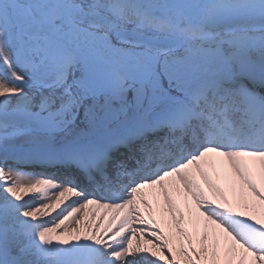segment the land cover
I'll use <instances>...</instances> for the list:
<instances>
[{"label": "bare ground", "instance_id": "1", "mask_svg": "<svg viewBox=\"0 0 264 264\" xmlns=\"http://www.w3.org/2000/svg\"><path fill=\"white\" fill-rule=\"evenodd\" d=\"M101 7V17L118 24V18L110 15L118 14L116 5ZM123 13L129 19L135 15ZM237 25L215 37L226 48L218 49L212 38L216 34L207 31L193 39L198 42L185 53L164 58L111 56L109 49L86 52L79 43L41 32L55 38L64 62H77L80 56L89 62L93 77L84 95L63 93L60 73L67 63L62 69L48 68L45 55L52 54L48 52L42 56L40 73L51 72L56 81L41 83L46 87L59 83V90L40 93L12 76L0 87V121L4 123L0 126V264H264V162L255 150L239 149L227 155L226 169H217L212 155L184 157L180 161L192 178L185 184L181 176H174L181 183L179 193L142 190L148 202L120 215L102 193L83 200L80 209L63 205L61 198L39 196L50 187L40 177L50 174L44 163L77 162L80 156L69 153L75 139L89 134L95 138L111 127L116 132L145 112L158 111V105L176 107L187 99L193 107L207 108L204 98L217 96L214 86L230 85L236 79L229 69L235 73L264 69V44L257 43L260 35L264 39V30ZM144 26L139 21L136 27ZM130 40L122 38V42ZM246 40L255 45H245ZM24 51L31 55L36 47L27 44ZM5 73L9 77L11 69L7 67ZM188 88L194 91L188 94ZM235 96L236 90L229 92L224 104L237 109ZM44 118L53 124H44ZM13 119L17 122L12 123ZM149 130L144 127L143 135L127 140L128 149L109 147L103 171L113 172L112 159L133 156L129 151L142 149L139 155H150L159 139Z\"/></svg>", "mask_w": 264, "mask_h": 264}, {"label": "rangeland", "instance_id": "2", "mask_svg": "<svg viewBox=\"0 0 264 264\" xmlns=\"http://www.w3.org/2000/svg\"><path fill=\"white\" fill-rule=\"evenodd\" d=\"M94 1L96 0H0V87L5 86L12 76L19 81L29 82L28 88L40 93L59 90V83L57 86L52 84L47 87L41 83L56 81L53 73H40L42 56L48 52L52 53L45 55L48 68L62 69V64L67 63L58 55V47L51 41H32L26 36L43 30L58 34L75 44L79 43L86 52L97 53L99 49L107 52L109 49L111 56L121 53L129 58L181 55L191 44L198 42L193 39L202 37L207 31L216 34L212 38L218 49L226 48L227 45H222L215 37L224 36L221 33H226L228 28H237L239 23L253 31L264 30V0H99V5H94ZM106 3L116 5L118 24L115 23L114 29L101 22V6ZM124 10L135 15H132V19L126 18ZM139 21L145 23L140 29L136 27ZM228 34L230 33L225 35ZM124 37L131 40L122 42ZM164 38H171L173 41L166 42ZM257 39H260L257 43L264 44L263 35ZM244 43L255 45L253 40H246ZM27 44L36 47L34 54L29 55L24 51ZM7 67L11 69L9 77L4 74ZM64 69L60 73L62 79L58 80L63 93L75 97L84 95L88 90L87 82L93 77L89 62L80 56L79 61L67 63ZM243 78L248 80L251 77L247 75ZM243 78L238 79L243 81ZM230 89L232 88L225 91ZM13 120L12 123L17 122ZM41 120L44 124H53L50 119ZM3 124L0 121V126ZM33 126L38 127V124L33 123ZM189 178L190 173L187 171L186 183ZM47 258L52 257L49 255Z\"/></svg>", "mask_w": 264, "mask_h": 264}]
</instances>
